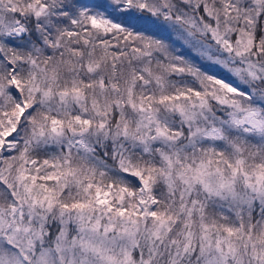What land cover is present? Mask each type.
<instances>
[{"label": "snow or ice", "instance_id": "6c2138e0", "mask_svg": "<svg viewBox=\"0 0 264 264\" xmlns=\"http://www.w3.org/2000/svg\"><path fill=\"white\" fill-rule=\"evenodd\" d=\"M0 264H264V0H0Z\"/></svg>", "mask_w": 264, "mask_h": 264}]
</instances>
